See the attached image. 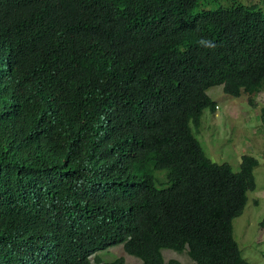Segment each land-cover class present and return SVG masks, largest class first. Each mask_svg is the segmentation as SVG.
<instances>
[{
    "label": "trees",
    "instance_id": "trees-1",
    "mask_svg": "<svg viewBox=\"0 0 264 264\" xmlns=\"http://www.w3.org/2000/svg\"><path fill=\"white\" fill-rule=\"evenodd\" d=\"M199 2L0 0V264H254L231 221L257 159L210 160L189 121L264 85V13Z\"/></svg>",
    "mask_w": 264,
    "mask_h": 264
},
{
    "label": "rangeland",
    "instance_id": "rangeland-1",
    "mask_svg": "<svg viewBox=\"0 0 264 264\" xmlns=\"http://www.w3.org/2000/svg\"><path fill=\"white\" fill-rule=\"evenodd\" d=\"M244 1L256 2L264 13V0L262 3H257L260 0ZM244 1L200 0L194 9H211ZM205 91L216 103L214 110L204 108L198 124L189 121L192 134L205 154L210 160L227 162L234 171L239 167L241 154L249 153L257 159L252 170L254 188L246 191L245 204L241 213L233 217L231 229L241 255L254 264H264V85L251 95L252 102L243 91L236 96L223 92L221 84L209 86ZM98 252L103 259L121 254L123 264L140 263L138 257L124 252L120 243ZM161 253L164 264L170 257L176 258L179 264H194L185 251L163 248Z\"/></svg>",
    "mask_w": 264,
    "mask_h": 264
},
{
    "label": "clouds",
    "instance_id": "clouds-1",
    "mask_svg": "<svg viewBox=\"0 0 264 264\" xmlns=\"http://www.w3.org/2000/svg\"><path fill=\"white\" fill-rule=\"evenodd\" d=\"M244 1V0H243ZM245 2V1H244ZM245 4V3H244ZM206 43H210V42H206L204 40H201V44H206ZM216 106V105H215Z\"/></svg>",
    "mask_w": 264,
    "mask_h": 264
}]
</instances>
